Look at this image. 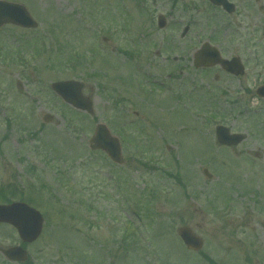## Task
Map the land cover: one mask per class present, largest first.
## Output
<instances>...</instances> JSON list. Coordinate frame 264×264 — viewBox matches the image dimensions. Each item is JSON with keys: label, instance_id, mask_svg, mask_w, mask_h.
Segmentation results:
<instances>
[{"label": "rangeland", "instance_id": "374dc122", "mask_svg": "<svg viewBox=\"0 0 264 264\" xmlns=\"http://www.w3.org/2000/svg\"><path fill=\"white\" fill-rule=\"evenodd\" d=\"M7 1L24 4L38 23L28 30L14 25L0 28V189L6 191L0 201L18 195L14 199H28L45 218L41 236L25 245L29 262L195 264L196 256L188 259L189 251L177 235L178 227L188 225L205 239L203 253L216 264H264V247L260 248L264 241V156L254 163L242 156L246 149H251L246 156L263 152L264 114L255 117L251 97L245 95L240 103L238 83L222 77L220 84L229 87L230 93L208 95L200 87L187 93L183 87V92L169 94L161 89L156 95L155 87L135 71L131 61L135 58L136 65L149 71L147 79L165 80L174 68L169 65L174 64L165 63L163 57L184 53L185 41L179 47L175 43L184 25L197 19L201 23L197 29L205 39L206 21L228 17L203 0ZM242 1L240 12L230 22H245L248 37L234 34L242 40L226 36L224 42L235 53L242 48L240 53L253 55L260 48L256 39L260 42L263 36L261 3ZM143 9L150 10L148 20ZM159 15L167 18L168 27L158 28ZM218 36L222 38V33ZM91 48L97 49L95 56H89ZM212 77L210 73L206 79L213 81ZM73 78L86 85V95L92 94L94 117L66 110L71 108L51 92L52 82ZM139 82L145 91L138 88ZM174 95H180L181 101H174ZM117 97L125 102L115 107ZM245 102L253 107L247 118L241 115ZM45 113L55 115L54 122L44 123ZM116 120L124 124L134 120L123 132L136 141L123 143L124 157L129 160L124 164L128 167L121 168L129 169L127 191L132 193L130 198L142 201L158 197L154 209L141 205V211L135 200L130 208L118 203L117 199L128 195L106 177L107 172L118 170L102 153L89 150L96 124L103 122L118 135L117 129H122ZM217 124L259 134L261 148L254 139L236 149L220 147L214 136ZM139 141L147 146L142 148ZM87 164V170L81 169ZM204 168L213 174L212 179L203 175ZM98 171L100 182H90L88 178ZM151 210L158 220L152 226ZM126 227L129 233H124ZM19 239L14 227L0 224V245L21 244ZM0 264L21 263L9 261L0 252Z\"/></svg>", "mask_w": 264, "mask_h": 264}, {"label": "flooded vegetation", "instance_id": "af4514ba", "mask_svg": "<svg viewBox=\"0 0 264 264\" xmlns=\"http://www.w3.org/2000/svg\"><path fill=\"white\" fill-rule=\"evenodd\" d=\"M206 3H208L209 5L212 6V3L206 0H203ZM241 0H228L229 2V9H225L222 6H217V5H213L212 7L215 9H218L219 12L222 13L223 17H228V19H226V21H206L207 23L204 25V30L205 33L208 34V37L205 39H202V36L200 34V30L197 29V22H193L189 25H186V31L185 33L180 37L179 41L175 43L179 44L182 43L184 44V53H180L177 55H174L172 57L173 60V64H174V69L176 71H178L177 75H172L168 74L167 75V79L169 80L168 83L170 82V84H175L176 87H174V89L176 90V92H183V87L184 91L192 93V92H196L198 90V87H200L201 89L203 88L208 95L219 92L220 93H226L229 92L230 93V88L226 87L220 83V78H227L228 81L233 80V83H238V92L247 95V99L251 97V99H253V97L255 99H258L259 103V114L262 117V107L264 106V98L262 97H257L255 96L256 94H261L264 93V29H263V36H262V41H258L259 39H256V43H260V48L256 49L255 48V53L253 55H249L247 53L242 52L240 53V51L242 50V48H239L237 53H235V48L233 46L228 47L226 45L225 41V37H229L230 40H242L246 39V37H248V29L247 26L244 25L243 23L245 22H239L236 25H232V23L230 22V19L232 18V16L234 14L237 15L238 12H240L241 7L244 4V1H242L240 3ZM259 7V11L262 14L263 18H264V0H255V4H260ZM255 9V8H254ZM217 11V10H216ZM216 11L214 13V17L216 18ZM235 23V22H234ZM243 29H242V28ZM244 29L247 32V35L244 31ZM222 33V38L221 37H217L216 35L221 34ZM237 35L241 38H237L234 36ZM249 38H255L254 35L249 34ZM106 39V38H105ZM209 42L212 46H214L216 48V50H218L217 52L218 57L217 59H220V62H211V56L209 54H203V55H198V51L200 50V48L202 47V45L204 44V42ZM241 44V43H240ZM181 45V44H180ZM178 51V49H177ZM198 56V58H197ZM221 59L224 60V62L221 61ZM233 59H237L239 60V64L243 65V71L240 75H236L235 73H231L230 71L228 72V70L226 69V66L228 65L229 67H234V65H236V63H229L232 62ZM163 61H167V57H163ZM201 61V62H198ZM206 61H209L208 63H211L208 65V63ZM203 63V64H201ZM239 69H242L238 66ZM210 73L213 74V81H210L208 78L206 79V77L210 76ZM198 76L201 77V79L199 78L198 80ZM191 77V79L189 80L188 78ZM226 80V81H227ZM199 85H198V82ZM222 81V80H221ZM228 83V82H227ZM225 83V84H227ZM191 85V87H190ZM178 101H181V98L178 99ZM170 109H172L171 106H169ZM175 109H178L177 107ZM258 114V115H259ZM262 129L260 128L259 131H261ZM246 140L245 142H247L248 139H254V141L256 142V145L258 144L261 148V142L259 139H262V136L260 137L259 134H252V133H246ZM263 141V139H262ZM251 151V149H246V155H249V152ZM254 155L257 157H263L264 156V150L263 152L261 150L258 151H254ZM120 177L118 175H115V179H116V183H114V185L119 184V182L121 181V183H123L124 185L127 184V178L123 177V173L119 174ZM249 192V190H246L244 193L246 195V193ZM184 226V225H183ZM261 226L264 227V224H261ZM194 230V229H193ZM195 231V230H194ZM196 232V231H195ZM198 234V233H197ZM206 247V245L204 246V248ZM264 247V241L263 244L260 245V248ZM204 248L202 249V251L199 252H192L189 250V257L188 259H190V255L196 256V258L194 260H196V263L199 264H216V262H214V260H212V256L207 255L206 253H202L204 252ZM187 264V262H186Z\"/></svg>", "mask_w": 264, "mask_h": 264}, {"label": "water", "instance_id": "95a60500", "mask_svg": "<svg viewBox=\"0 0 264 264\" xmlns=\"http://www.w3.org/2000/svg\"><path fill=\"white\" fill-rule=\"evenodd\" d=\"M220 4L225 0H213ZM23 5L8 3L0 1V25L4 22H13L22 26L34 27L36 23L32 20L30 14ZM160 26H163V20H160ZM53 88L58 92L66 102H69L77 107L86 108L87 111H91V102L88 99L83 98L81 94V84L77 81H65L58 82L53 85ZM50 116H46L45 120H50ZM104 125H99L96 130V134L92 139L93 148L103 146L107 148V152L116 160H121L120 145L118 139L112 137L108 131H106ZM217 136L220 143L223 144H236L238 143L237 136H231L229 129L225 127H219L217 129ZM0 222H7L14 225L20 233L22 240L32 242L36 239L42 228V216L41 214L28 206L25 203H13L10 205H0ZM183 238L188 245L194 244V240L186 232L182 233ZM198 244V242H197ZM196 246V242H195ZM9 258L13 260H26L27 252L23 251L21 247H12L3 251Z\"/></svg>", "mask_w": 264, "mask_h": 264}, {"label": "trees", "instance_id": "16d2710c", "mask_svg": "<svg viewBox=\"0 0 264 264\" xmlns=\"http://www.w3.org/2000/svg\"><path fill=\"white\" fill-rule=\"evenodd\" d=\"M4 193V190H0V197L2 196V194ZM3 201H6V200H3Z\"/></svg>", "mask_w": 264, "mask_h": 264}]
</instances>
